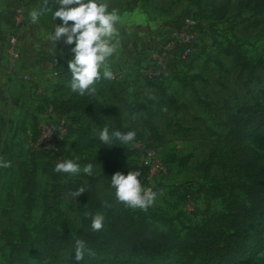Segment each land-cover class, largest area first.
Returning <instances> with one entry per match:
<instances>
[{"label": "rangeland", "instance_id": "1", "mask_svg": "<svg viewBox=\"0 0 264 264\" xmlns=\"http://www.w3.org/2000/svg\"><path fill=\"white\" fill-rule=\"evenodd\" d=\"M254 1H139L154 14L152 19H146L137 13L138 33L134 40L138 50L129 62L132 65L116 83L114 79L101 78L95 85L94 96L115 103L121 124L143 135L148 134L147 110L128 113L122 109V103L124 99L142 102L151 110L154 128L160 134L155 140L159 142L158 152L165 170L150 179L138 157L130 153V144L120 145L117 141L116 149H100L87 145L85 137L73 134L56 155L33 149L30 133L37 134L40 122L63 115L53 107V102L79 95L70 88L71 73L63 41L58 44L57 53L49 51L47 36L61 21L52 18L55 4L39 5L38 0H26L19 44L22 47L23 34L29 29L27 45L32 50L22 51L14 66L4 52L11 28L6 22L0 26V66L12 74L5 75L4 83H0V159L11 162V167L0 168V264L8 263L6 258L13 243L23 240L28 245L30 237L47 230L99 240L112 232L126 233L150 226L180 241L192 227L206 223L213 212L245 213L252 204L264 203V172L244 166L223 141L229 113L242 103L264 102V21L258 17L264 11V3L258 2V9ZM225 2L229 6L227 13L214 17L211 11ZM7 5L4 10L12 9V5ZM42 7L48 10L38 24H33L30 13ZM185 14L192 16L197 39L192 53L184 59L175 57L160 77L158 86L167 94L163 97L157 87L145 84L142 69L150 63L153 48ZM25 55L31 62L20 71L15 70ZM54 57L58 58L56 65ZM111 70L114 72V68ZM11 78L16 83L14 91L8 85ZM37 86L42 87V94L36 91ZM13 92L18 95H12ZM74 114L80 122L93 127V134L99 135L105 126L110 133L116 131L111 115L105 116V126H97L90 123L85 112ZM258 128L264 129V123ZM250 134L246 136L250 145L264 157V145L257 146ZM69 159L81 166L78 175L54 171L57 163ZM89 163L94 166L92 176L82 171ZM130 170H139L142 186L157 193L154 205L147 212L123 203L122 212L116 210L119 205L96 206L95 194L104 199L116 198L111 176L117 171L126 175ZM66 181L85 192L77 198L60 195V182ZM92 183L95 194L86 190ZM97 213L105 217L100 232L91 229L92 217ZM37 262L32 258L26 264Z\"/></svg>", "mask_w": 264, "mask_h": 264}, {"label": "trees", "instance_id": "2", "mask_svg": "<svg viewBox=\"0 0 264 264\" xmlns=\"http://www.w3.org/2000/svg\"><path fill=\"white\" fill-rule=\"evenodd\" d=\"M258 2L264 3V0L254 1V5L259 9L261 3L258 6ZM228 8V2L222 3L217 6V9L212 10L211 14L214 12V17L219 18L220 15L227 13ZM5 11H0V20L6 22L11 28L13 11L11 9ZM258 17L264 21V11H260ZM158 81L160 77L146 79L145 84L157 87L161 95L166 97L167 94L158 86L160 84ZM123 104L124 108L130 112L144 108L147 110L148 134L143 135L136 131L135 138L148 137L157 145L159 142L155 139L160 138V134L154 128L152 112L148 110L147 105L142 102L128 103L126 101ZM131 105L134 107L131 108ZM53 107L63 116L66 115L67 132L62 146L69 136L76 134L85 137V142L89 146L116 149V145L111 147L103 145L99 135L92 133L89 124L80 122L77 114L73 113L75 111L85 112L90 120L105 125L106 120L102 117L103 114H112L115 130L123 133L130 131L121 124L120 113L115 105L103 100L98 101L89 96L69 97L53 102ZM262 123H264V102L242 103L226 117L223 141L224 145L230 149V153L242 161L244 166L254 167L264 172L263 155L258 153L246 138L251 133V140L257 146L264 145V129L258 128ZM33 149L44 151L46 154L56 155L59 152L42 147ZM129 151L138 157L137 150L131 145ZM60 183L58 193L75 198L72 193L77 190V186L69 181ZM86 190L93 191L95 194L93 183ZM95 197H97L96 206L101 207L107 204L115 208L119 205L116 210L123 211L121 202H118L116 198L104 199L96 194ZM77 239L84 240L87 249L92 252L90 255L88 251H85L84 258L79 262L75 260ZM22 241L10 246L6 258L7 264H26L29 260L31 263L32 258L38 260L36 264H177L179 262L181 264H264V203L252 204L245 213L213 212L206 223L192 227V230L180 241L150 226L136 227L132 232L126 233L112 232L109 237L99 240L90 237L82 238L69 232L55 234L47 230L45 233L30 237L28 245Z\"/></svg>", "mask_w": 264, "mask_h": 264}, {"label": "clouds", "instance_id": "3", "mask_svg": "<svg viewBox=\"0 0 264 264\" xmlns=\"http://www.w3.org/2000/svg\"><path fill=\"white\" fill-rule=\"evenodd\" d=\"M58 5L53 12V20H59L54 31L47 36L51 45L50 52L57 53L58 44L63 41L65 45L72 46V59L67 61V68L71 73L70 88L74 93L81 96L96 94V83L101 78L112 80L114 73L111 70L113 57L117 54L120 46V29L122 17L117 9L109 11L107 0H52ZM45 5L49 0H44ZM47 8L33 10L30 13L31 22L38 24L39 19L45 14ZM71 22V23H69ZM150 98H155L150 96ZM166 111V109H165ZM136 136L134 131L123 133L119 130L109 132L105 126L99 131V140L103 145L113 146L115 142L120 145L130 144ZM11 167V162L0 159V168ZM56 173L78 175L81 166L73 160H65L55 165ZM83 173L92 176L94 166L89 163L82 169ZM139 170H130L125 175L115 172L111 176V187L115 189V197L131 209H140L145 212L154 205L157 193L142 186L138 177ZM85 192L84 188H78L72 193L73 197H79ZM105 217L97 213L92 217L91 229L100 232L104 228ZM75 260L84 258L85 251L91 255L86 243L82 239L75 241Z\"/></svg>", "mask_w": 264, "mask_h": 264}, {"label": "built area", "instance_id": "4", "mask_svg": "<svg viewBox=\"0 0 264 264\" xmlns=\"http://www.w3.org/2000/svg\"><path fill=\"white\" fill-rule=\"evenodd\" d=\"M11 29L7 37L4 52L9 64H18L21 58L19 47V34L22 30L26 18L25 0H15L12 5ZM197 39V30L194 27L191 15H183L179 22L172 27L169 35L150 52V63L142 69L146 79L161 77L164 75L174 58L184 59L193 51L194 42ZM58 58L54 57L53 63L56 65ZM39 94L43 93L41 86L36 87ZM37 134L30 133L29 143L33 148H45L51 151H59L64 136L67 132V120L63 115H56L39 124ZM132 148L138 152L140 164L146 170L148 179L157 176L165 170L158 147L155 142L148 137L134 138L130 143Z\"/></svg>", "mask_w": 264, "mask_h": 264}, {"label": "crops", "instance_id": "5", "mask_svg": "<svg viewBox=\"0 0 264 264\" xmlns=\"http://www.w3.org/2000/svg\"><path fill=\"white\" fill-rule=\"evenodd\" d=\"M38 1H39V5H43V3H44L43 0H38ZM139 1H141V0H107V2L109 4V11H111L112 9H117L119 11V14L122 17V24L118 26L120 29V46H119V49L117 51V54L113 58L114 60H112V64H111V68H114L113 73H114V77H115L114 78L115 83L119 79V76L121 77V76H124L128 73L127 72L128 68H129V66L132 65L129 62L132 60L133 55L138 50V48L136 47V44H135V40H134L135 37L137 36V33H138V24H137V19H136L137 13H139L142 16H145L146 19L147 18L152 19V15L154 14L152 10H150L146 7V5L141 6ZM14 3H15V0H0V11L4 10V8H7L8 7L7 4L14 5ZM49 3L55 4L54 2H52V0H49ZM57 7H58L57 4L52 6V12H54ZM139 7H140V9H139ZM1 21L2 20H0V26H5L6 24L4 23V21H2V22ZM69 23H71V22H69ZM28 33H29V29L28 30L26 29L25 33L23 34L24 42L22 44L24 46L21 44L22 45V47H21L19 44V47L21 49V53H22V51L24 53L26 51L32 50V46L30 45V48H29L27 45ZM34 40H35V42L37 41L38 43H40L38 40H36V39H34ZM29 44H31V43H29ZM27 47L29 49H27ZM71 47L72 46L65 45V49H66L65 50L66 51L65 57H66L67 61L72 59V56H73V54L71 53ZM57 50H59V47L57 48ZM26 55H27V53H26ZM26 55L23 58L22 64H20L19 66L17 65L18 67L16 66L15 70L20 71L22 69L23 65L27 66L28 61L31 62L29 59H27ZM8 70L9 69L6 70L2 66H0V83L1 82L4 83L3 78L5 75H8V76L12 75V74H9ZM70 77H71V75H70ZM70 77L68 78L69 80L71 79ZM14 82H15V80L11 78L9 83H8L11 90H13V91L16 90L15 89L16 83H14ZM1 90L2 89H0V94H1ZM13 93L14 94H12V95H18V94H16V92H13ZM84 96L93 97L98 101L103 100L106 103L115 105V107H116L115 103L108 102V101L104 100L102 97H97V96L88 95V94H86ZM71 97L72 98H78V97H81V95H75V96H71ZM124 101H126L128 103H132V102H129L125 99H124ZM122 106H123L122 109L125 112L131 113L130 111H128L127 109L124 108L123 103H122ZM116 109L120 113V110L118 109V107H116ZM76 112H78V111H75L73 113H76ZM106 115H111L113 117L112 114H103L102 117L106 121H107V119L105 118ZM120 116H121V113H120ZM113 119H114V117H113ZM89 121H90V123L97 125V126H105V124H98L95 121L90 120V117H89ZM114 123H115V120H114ZM91 128L93 129V127H91Z\"/></svg>", "mask_w": 264, "mask_h": 264}]
</instances>
